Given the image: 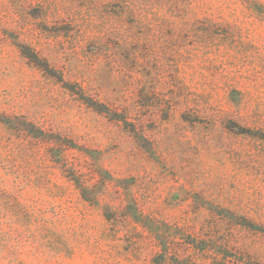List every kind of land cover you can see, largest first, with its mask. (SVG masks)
I'll use <instances>...</instances> for the list:
<instances>
[{"label": "rangeland", "instance_id": "1", "mask_svg": "<svg viewBox=\"0 0 264 264\" xmlns=\"http://www.w3.org/2000/svg\"><path fill=\"white\" fill-rule=\"evenodd\" d=\"M0 264H264V0H0Z\"/></svg>", "mask_w": 264, "mask_h": 264}]
</instances>
